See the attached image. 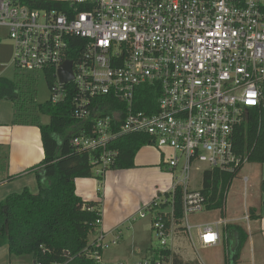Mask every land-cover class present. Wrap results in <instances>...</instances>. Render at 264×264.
I'll list each match as a JSON object with an SVG mask.
<instances>
[{"label": "built area", "instance_id": "1", "mask_svg": "<svg viewBox=\"0 0 264 264\" xmlns=\"http://www.w3.org/2000/svg\"><path fill=\"white\" fill-rule=\"evenodd\" d=\"M65 2L70 12L0 0L14 68L54 75L51 104L74 94L72 116L81 134L70 145L88 156L96 174L114 162L118 150L111 146L121 137L146 136L160 152L173 179L167 197L156 196L149 207L159 248L173 250L181 234L193 243L194 230L201 248L217 246L218 224L189 222L205 210L192 178L208 170L237 174L248 163L250 151L239 152L236 133L250 110H264V0ZM64 62L72 63V80L61 84ZM91 246L101 263L97 250L108 247L103 235Z\"/></svg>", "mask_w": 264, "mask_h": 264}, {"label": "trees", "instance_id": "2", "mask_svg": "<svg viewBox=\"0 0 264 264\" xmlns=\"http://www.w3.org/2000/svg\"><path fill=\"white\" fill-rule=\"evenodd\" d=\"M17 4L30 10L71 11L65 0H17ZM54 79V75H46L48 87ZM14 92L15 85L0 78V99L17 100L18 95ZM73 98L74 94L69 91L64 100L57 104L46 102L37 106L39 114L49 117L46 125L37 121L16 120L17 123L38 128L44 158L30 170L36 177L38 193L32 194L24 189L20 194H11L0 202V247L6 246L10 256H29L35 264H101L93 258L94 249L88 240L89 235L95 234L100 228L96 221L101 212L95 208V203L84 202L75 194L74 181L93 178L102 184L107 171L133 168L137 151L150 143L146 136L137 134L117 139L111 146L118 150L114 162L103 173L96 174L95 167L89 164L88 156L78 155L70 145V140L81 134V130H75L80 123L72 116ZM148 100L154 103L156 98L150 97ZM138 109L145 108L138 106ZM17 116L16 113V119ZM236 144L240 153L250 151L249 163L264 165V110L249 111L248 121L237 130ZM5 160L0 155L2 173L6 167ZM73 163L76 166L71 167ZM235 175L218 170L204 173L201 194L205 199L206 211L219 210L223 216L225 194ZM260 189L264 193V179ZM180 203L178 194V218L181 217ZM92 207L94 209L88 210ZM253 213L254 210L250 209L248 217L252 219ZM246 239L247 234L240 226L224 227V264H239L240 251ZM231 240L237 242L233 251L227 247ZM97 251L101 256L102 251ZM148 251L152 259L167 264H200L196 259L184 261L179 253L168 248L151 247Z\"/></svg>", "mask_w": 264, "mask_h": 264}, {"label": "crops", "instance_id": "3", "mask_svg": "<svg viewBox=\"0 0 264 264\" xmlns=\"http://www.w3.org/2000/svg\"><path fill=\"white\" fill-rule=\"evenodd\" d=\"M5 100L7 102L0 100V155L6 158V167L3 173L2 171L0 172V175H2L0 179V202L11 194H20L24 189H27L32 194H37L38 184L36 177L34 172H30V170L44 158L38 128L34 125L17 123L13 104L11 106L10 100ZM74 166L76 164L73 163L71 167ZM166 171V167L161 165V154L159 155L157 151L144 146L135 154L133 168L107 171L103 177L102 184L93 178L75 179V194L84 202L95 203L97 205L95 208H98L101 212V225L97 232L93 234L94 239L99 234L103 235L104 240L109 236H112L110 241L115 238L120 239V236H122L121 227L126 223L135 222L134 218L138 214H149L153 223V215L149 208L150 204L156 196L167 197L172 187L173 178L171 179ZM145 178H149L153 183L151 189L144 194L135 192L140 181ZM247 182L248 179L244 184L246 185ZM153 186H156V190H153ZM249 210H247L244 220H246L247 224L253 222L252 226L248 224L250 231L243 225L229 222L228 220L193 224H218V229L221 232V242L215 247L204 249H213L219 246L223 248L224 227L226 225H238L247 234L246 242L240 251L239 264H264V220L253 208V217L252 219L249 218ZM151 232L153 233L152 224ZM192 236L193 243L186 236H180L175 242L174 249L169 251L179 253L183 260H195L194 257L189 255L188 250L190 248L196 250V246L201 247L196 231L195 235L192 233ZM236 245L237 242L231 240L227 247L233 251ZM186 249L188 253L185 252ZM136 252L140 253L138 250ZM152 257L148 251L147 260H151ZM22 259L24 258L10 256L6 246L0 248V264H26L22 263L24 261L30 262L28 264L33 263H31L32 258H29V256L27 260Z\"/></svg>", "mask_w": 264, "mask_h": 264}, {"label": "rangeland", "instance_id": "4", "mask_svg": "<svg viewBox=\"0 0 264 264\" xmlns=\"http://www.w3.org/2000/svg\"><path fill=\"white\" fill-rule=\"evenodd\" d=\"M13 54V43L8 37V32L6 29L0 28V78H5L15 85L14 94L18 95V99L8 101L11 102V106L13 104V111L18 114L17 120L37 121L42 125H46L49 122V117L41 115L37 111V106L50 102L51 93L46 82L45 73L42 71L37 73L18 72L13 65ZM0 100L7 102L5 99ZM147 147L157 151L160 155V152L153 146L147 145ZM166 173L172 179V174L167 171ZM245 178L248 179L246 185L244 184ZM202 179L201 172H195L191 187L200 189ZM262 179H264V165L246 163L243 169L234 176L226 191L223 216L219 210H204L201 213L189 215L190 224L228 220L243 225L250 231L248 224L252 226L253 222L247 224L244 220L248 209H255L256 213L264 220V193L259 188ZM152 184L149 178L142 179L135 192L144 194L151 189ZM154 189L156 190V186H153ZM241 218L243 220H239ZM134 219L135 222L126 223L121 227L122 236L116 244H110L112 236L106 238L105 243L108 244V247L102 251L101 264H140L147 260L149 248L156 249L158 247V240L151 232V216L147 213L144 215L138 214ZM192 233L195 235V231H192ZM88 240L89 243L94 241L93 234L89 235ZM228 249L230 250V248ZM136 250L140 253H137ZM188 251L189 255L194 257L200 264H223L222 246L213 249L196 246V250L190 248ZM188 251L185 250L187 253ZM22 258H24L22 260H27L28 256H22ZM22 263L28 264L30 262L24 261Z\"/></svg>", "mask_w": 264, "mask_h": 264}, {"label": "water", "instance_id": "5", "mask_svg": "<svg viewBox=\"0 0 264 264\" xmlns=\"http://www.w3.org/2000/svg\"><path fill=\"white\" fill-rule=\"evenodd\" d=\"M16 2L17 0H13ZM72 63L64 62L57 71V76L61 84H66L72 80ZM33 264H35L33 262Z\"/></svg>", "mask_w": 264, "mask_h": 264}]
</instances>
